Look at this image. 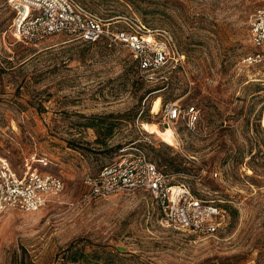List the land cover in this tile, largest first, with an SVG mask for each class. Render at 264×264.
<instances>
[{"label": "rangeland", "instance_id": "374dc122", "mask_svg": "<svg viewBox=\"0 0 264 264\" xmlns=\"http://www.w3.org/2000/svg\"><path fill=\"white\" fill-rule=\"evenodd\" d=\"M103 17L166 30L184 53L138 71L130 51L63 34L17 40L0 0V153L47 156L62 191L35 211H0V264H264V64L246 56L264 0H79ZM194 105L195 128L164 106ZM166 126H171L167 129ZM134 147L228 212L201 235L160 222L146 189L92 195L84 178Z\"/></svg>", "mask_w": 264, "mask_h": 264}, {"label": "built area", "instance_id": "2783aa9c", "mask_svg": "<svg viewBox=\"0 0 264 264\" xmlns=\"http://www.w3.org/2000/svg\"><path fill=\"white\" fill-rule=\"evenodd\" d=\"M12 11L9 25L17 40H39L51 34H63L85 42H102L107 47L127 48L139 72L152 76L154 70L172 61H181L184 53L166 31L148 28L140 20L126 16L103 17L79 0H5ZM249 40L256 47L246 56L250 63L264 64V7L249 17ZM166 122L182 121L195 128L199 113L194 105L182 107L177 101L164 106ZM264 138V106L258 118ZM104 164L84 181L92 195L107 197L115 192L146 189L160 202V222L201 235H214L226 229L227 210L216 200L202 197L185 182H169L165 173L144 149L134 147ZM51 160L37 152L26 154L18 167L0 153V211L15 208L35 211L46 205L63 189L61 176L46 167Z\"/></svg>", "mask_w": 264, "mask_h": 264}, {"label": "bare ground", "instance_id": "6f19581e", "mask_svg": "<svg viewBox=\"0 0 264 264\" xmlns=\"http://www.w3.org/2000/svg\"><path fill=\"white\" fill-rule=\"evenodd\" d=\"M166 127H167V129L171 128V126H166Z\"/></svg>", "mask_w": 264, "mask_h": 264}]
</instances>
